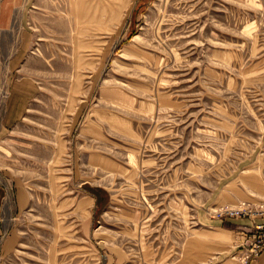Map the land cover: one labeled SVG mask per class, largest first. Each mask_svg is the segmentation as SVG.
Instances as JSON below:
<instances>
[{
  "label": "rangeland",
  "instance_id": "374dc122",
  "mask_svg": "<svg viewBox=\"0 0 264 264\" xmlns=\"http://www.w3.org/2000/svg\"><path fill=\"white\" fill-rule=\"evenodd\" d=\"M23 21L39 93L0 173L29 201L0 264H264V0H25Z\"/></svg>",
  "mask_w": 264,
  "mask_h": 264
},
{
  "label": "crops",
  "instance_id": "0c3cea01",
  "mask_svg": "<svg viewBox=\"0 0 264 264\" xmlns=\"http://www.w3.org/2000/svg\"><path fill=\"white\" fill-rule=\"evenodd\" d=\"M24 1L0 0V135L10 133L22 123L30 103L39 93L34 78L22 74L32 44V33L23 21ZM28 201L23 188L8 184L0 173V254L3 257L10 256L19 244V236L10 222L18 218Z\"/></svg>",
  "mask_w": 264,
  "mask_h": 264
},
{
  "label": "built area",
  "instance_id": "2783aa9c",
  "mask_svg": "<svg viewBox=\"0 0 264 264\" xmlns=\"http://www.w3.org/2000/svg\"><path fill=\"white\" fill-rule=\"evenodd\" d=\"M248 212V209L240 207L239 209H226L225 211L220 213L219 216L221 218H238L241 216H247ZM251 213L252 212H249V214ZM252 216L258 217V215H256L255 213ZM262 216L263 217L259 218L260 221L255 222L253 225V229L256 232L255 239L258 240L253 247L252 255L255 256H258L259 254H262L264 252V215Z\"/></svg>",
  "mask_w": 264,
  "mask_h": 264
}]
</instances>
